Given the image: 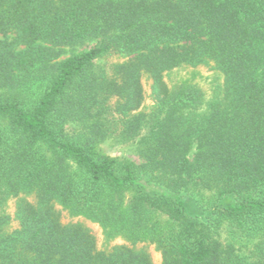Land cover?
<instances>
[{
  "label": "trees",
  "instance_id": "1",
  "mask_svg": "<svg viewBox=\"0 0 264 264\" xmlns=\"http://www.w3.org/2000/svg\"><path fill=\"white\" fill-rule=\"evenodd\" d=\"M0 35V264H264V0H0Z\"/></svg>",
  "mask_w": 264,
  "mask_h": 264
},
{
  "label": "rangeland",
  "instance_id": "2",
  "mask_svg": "<svg viewBox=\"0 0 264 264\" xmlns=\"http://www.w3.org/2000/svg\"><path fill=\"white\" fill-rule=\"evenodd\" d=\"M93 44L94 42H85L81 45L65 46L63 47V53L61 54L60 58L67 57L70 54L88 48ZM122 60H123L122 58L115 56L106 57L97 60L95 68H102L105 70V72L109 74L111 64ZM196 71L199 72V75L197 76V79L195 81L199 84V86H201L204 89L206 93V100H208L209 98L212 97V94L214 93L212 92V90L215 89L216 86L220 84L221 74L215 70H212L210 65L199 66L198 70ZM185 72L186 70L170 72L165 75V81L167 82L168 85H172L174 83L180 82L183 79ZM142 83L145 94L142 108H146L153 104V98L151 94V81L144 77L142 79ZM6 127H7L6 123L0 120V130L4 131L7 129ZM101 146L103 147L104 152H106L110 156L122 157L127 160L134 161L135 163H140L142 161L137 151L136 144L134 142L124 143L110 137L107 138L105 141H103L101 143ZM192 153L189 154L190 158L192 157ZM26 198L32 201L31 197L28 196ZM14 210H15V199L12 197L7 198V200L5 201L4 205L1 208L2 213L8 214L11 217L9 224L4 228L6 231H11L12 229L18 226V222L16 221V219H14ZM61 220L62 222H68V221L80 222L83 226L87 227L90 230V232L94 235L98 248H105L107 245L121 242L120 239H116L114 241L107 240L106 236L103 233V230L96 223L91 222L90 220L85 219L83 217H72L68 214L66 210H61ZM222 234H225V231H223ZM221 236H222L221 240H224V235ZM238 241L239 240L237 238L235 241L236 247L242 245ZM136 247L139 249L141 248L144 249L153 262L158 263L161 261L160 252L152 244L139 243L137 244ZM244 249L246 248L244 247ZM244 249L242 248L241 250Z\"/></svg>",
  "mask_w": 264,
  "mask_h": 264
}]
</instances>
